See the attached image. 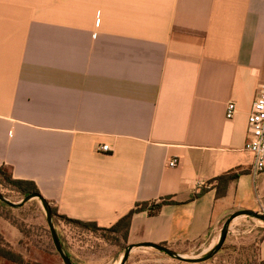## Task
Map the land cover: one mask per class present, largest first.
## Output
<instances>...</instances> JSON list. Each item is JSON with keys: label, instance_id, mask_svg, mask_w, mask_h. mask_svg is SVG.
<instances>
[{"label": "crops", "instance_id": "0c3cea01", "mask_svg": "<svg viewBox=\"0 0 264 264\" xmlns=\"http://www.w3.org/2000/svg\"><path fill=\"white\" fill-rule=\"evenodd\" d=\"M262 84L264 0H0V166L100 228L173 203L135 214L128 246L174 249L264 214L245 150Z\"/></svg>", "mask_w": 264, "mask_h": 264}, {"label": "rangeland", "instance_id": "374dc122", "mask_svg": "<svg viewBox=\"0 0 264 264\" xmlns=\"http://www.w3.org/2000/svg\"><path fill=\"white\" fill-rule=\"evenodd\" d=\"M5 171L9 174L8 170ZM0 194L13 204H20L26 198L4 181L2 173ZM52 221L61 246L69 255L72 264H119L128 247L123 238V230L119 233L107 230L92 232L66 223L58 216L52 218ZM225 221L219 226L215 238L207 236L197 242L169 249L186 258L202 257L217 244ZM263 230L264 223L254 218L242 216L235 219L230 225L222 249L210 262L251 264L258 259L257 249ZM0 235L13 251L28 262L63 264L55 250L45 211L38 199H32L19 208L10 207L0 201ZM0 264L13 263L0 258ZM126 264L184 263L153 249L134 248Z\"/></svg>", "mask_w": 264, "mask_h": 264}, {"label": "trees", "instance_id": "16d2710c", "mask_svg": "<svg viewBox=\"0 0 264 264\" xmlns=\"http://www.w3.org/2000/svg\"><path fill=\"white\" fill-rule=\"evenodd\" d=\"M0 169H1L0 173H2L4 175V181L7 184H9L10 186H12L13 188H15L16 191L18 193H20L22 196H24V197H28L30 195L41 196L37 186L33 182L15 180L11 174L10 169H8L4 166H0ZM5 170H8L9 174ZM236 177H237L236 173L229 172V173L224 174V175H222V176H220L214 180L215 182H217L216 189H217V197L218 198L224 197V195L226 194L227 187H228L229 183L231 181L235 180ZM205 191H206V189L202 188L200 190V192L196 195V197L201 196ZM168 204H173V203L170 202L168 199H162L159 202L136 204L134 209H132L128 214H126L124 217H122L116 224H114L110 228H100L95 223L82 222L79 220L69 219L65 216L59 215L57 213L56 208L51 207V209H52L53 218L58 216L61 220H63L66 223L73 224L75 226L81 227L83 229H86V230H89L92 232L107 230V231L119 233L123 230L124 231L123 238L127 244V235H128L130 222L132 220V217L135 214L147 212V214L149 216H156L160 212L162 207L164 205H168ZM263 236H264V230H263ZM263 236H262V238H263ZM262 238H261V240H262ZM259 244H260V242H259ZM65 254L69 257V255L67 253H65ZM0 258L7 260L13 264H41V263H32V262L26 261L20 254H18L12 250L11 246L4 241V239L1 235H0ZM257 258L258 259L251 262V264H264V260H262L259 256V245H258V249H257Z\"/></svg>", "mask_w": 264, "mask_h": 264}, {"label": "water", "instance_id": "95a60500", "mask_svg": "<svg viewBox=\"0 0 264 264\" xmlns=\"http://www.w3.org/2000/svg\"><path fill=\"white\" fill-rule=\"evenodd\" d=\"M32 199H38L42 205L43 210L45 211V215H46V222L48 224L50 233H51V238H52V242L54 244L55 250L56 252L59 254L60 258L63 261V264H72V262L70 261L69 257L65 254L60 240L58 239L57 233L54 229L53 226V221H52V209L50 204L48 203V201H46L42 196H38V195H30L28 197H26L20 204H13L10 203L8 200H6L1 194H0V201L5 203L6 205L10 206V207H22L23 205H25L27 202H29ZM240 216H245V217H251L254 218L260 222L264 223V214L262 213H257V212H252V211H247V210H240L237 212H234L233 214H231L228 219L225 221V223L223 224V227L221 229V233L219 236V240L217 242V244L215 246H213V248H211L206 254H204L202 257H198V258H186L183 256H180L178 254H176L174 251L170 250L169 248L162 246V245H156V244H150V243H144V244H139L136 246H132L129 245L126 250L125 253L121 259V261L119 262V264H126L130 253L132 252V250L134 248H149V249H153L156 250L158 252L164 253L167 256H169L170 258H173L175 260H178L180 262L183 263H189V264H201L204 262H208L210 261L213 257H215L220 250L222 249L230 225L231 223L238 217Z\"/></svg>", "mask_w": 264, "mask_h": 264}, {"label": "built area", "instance_id": "2783aa9c", "mask_svg": "<svg viewBox=\"0 0 264 264\" xmlns=\"http://www.w3.org/2000/svg\"><path fill=\"white\" fill-rule=\"evenodd\" d=\"M235 113V104L229 103L226 108V119H232ZM247 131L248 140L245 145V150L254 157V170L261 172L264 170V84L257 90L256 98L247 120ZM99 150L109 152L110 148L104 145ZM177 165L178 162L176 160H172L168 164L172 168L177 167Z\"/></svg>", "mask_w": 264, "mask_h": 264}]
</instances>
